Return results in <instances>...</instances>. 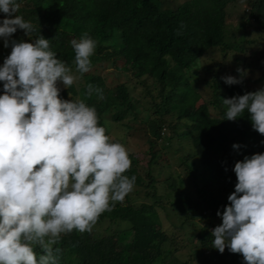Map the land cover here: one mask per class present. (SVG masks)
Segmentation results:
<instances>
[{
    "label": "trees",
    "instance_id": "16d2710c",
    "mask_svg": "<svg viewBox=\"0 0 264 264\" xmlns=\"http://www.w3.org/2000/svg\"><path fill=\"white\" fill-rule=\"evenodd\" d=\"M237 4L248 6L239 28L254 25L264 34V0H186L180 4L174 0H20L17 14L36 27L33 38L41 34L49 39L51 50L72 73L77 71L70 41L87 33L96 41L90 70L106 59L114 65L123 59L126 75L137 79L146 94L142 105L141 98L133 96L137 87L129 86L130 82L109 89L102 76L90 71L80 74V88L72 84L60 91L67 100H77L80 92L84 102L96 108L105 129L106 114L110 121L123 123L128 117L140 118L141 105L146 111L149 162L141 171L138 158L128 151L132 164L125 175L136 177L133 190L100 214L90 233L61 234L54 245L60 250L59 264H179L175 256L182 248L176 232L186 228L192 232L193 254L181 264H246L240 253L213 248L211 230L222 223L217 210L223 211L229 203L227 196L234 191L235 162L264 152V135L252 128L247 114L237 120L224 119L221 98L264 87V53L240 67L248 71L241 84L229 86L214 77L209 83L214 98L210 103L203 101L194 82V73L206 56L218 51L227 57L232 50L244 52L241 44L256 42L243 40L238 48L233 46L229 8ZM4 15L0 13V18ZM13 36L16 41L31 42L23 30ZM234 76H239L237 71ZM89 83L102 95L95 91L86 95ZM211 106L218 111L217 117L211 116ZM106 134L110 136L107 129ZM174 139L187 142L179 162L191 180L190 189L172 171L167 155L157 149L159 143L168 149ZM112 141L123 144L119 139ZM234 143L242 146L239 151L232 148ZM193 159L201 167L196 168ZM139 199L143 200L140 204L136 203ZM34 250L41 252L38 246Z\"/></svg>",
    "mask_w": 264,
    "mask_h": 264
},
{
    "label": "clouds",
    "instance_id": "9594fccd",
    "mask_svg": "<svg viewBox=\"0 0 264 264\" xmlns=\"http://www.w3.org/2000/svg\"><path fill=\"white\" fill-rule=\"evenodd\" d=\"M19 8L20 0H0V38L11 46L0 65V264H59L54 245L61 234L90 233L100 214L133 190L136 177L125 175L132 164L128 151L106 134L96 108L60 96L57 82L69 89L76 77L49 39L33 38L36 27ZM18 29L31 42L11 39ZM70 45L76 71L89 72L96 41L83 33ZM236 71L238 77L221 79L241 84L248 71ZM86 88V95H102L91 83ZM221 99L224 119L247 114L264 135V87ZM232 171L234 191L217 210L222 223L211 230L212 247L240 253L246 264H264V152L244 156Z\"/></svg>",
    "mask_w": 264,
    "mask_h": 264
},
{
    "label": "rangeland",
    "instance_id": "374dc122",
    "mask_svg": "<svg viewBox=\"0 0 264 264\" xmlns=\"http://www.w3.org/2000/svg\"><path fill=\"white\" fill-rule=\"evenodd\" d=\"M186 0H174L175 3H183ZM248 9V6L244 4H237L236 6H232L229 8L230 20H229V35H231L232 42L234 47H239L240 43L243 40L248 41H256L254 44L250 45L248 43L241 44L243 48H245L244 52L232 50L228 52L227 57H225L222 53L218 51H214L212 55L206 56L204 61L200 66L197 67V70L194 74H197L195 78V88H197L198 92L203 96V101L210 103L214 100L212 97V89L209 83L212 82L213 78H221L225 75H235V71L237 67L249 66L250 63H254L256 61L257 56L261 55V51L264 53V34L254 25H249L248 28H239V24H241L242 16L245 10ZM242 18V19H241ZM235 39H234V38ZM11 39L17 40V37L12 36ZM231 40V39H230ZM11 52V46L8 48L4 47V41L0 38V65L3 64L5 56L9 55ZM239 59V63L236 61ZM241 65V66H240ZM207 67L205 70L204 68ZM93 75L102 76L106 85L109 89L115 88L122 82H130L129 86H135V92L133 91V96L136 98H141L142 105L145 104V99L143 98L145 94V89H143L140 85H138V80L133 79L130 76L126 75V69L124 67V60L119 59L115 62V65L112 63L111 59H106L100 66H96L94 69L90 70ZM76 79L74 80V85L77 88H80L81 80L80 74L78 72L72 73ZM199 75V76H198ZM255 73H251V76H254ZM151 84V83H150ZM57 86L62 90L65 89L62 82H57ZM132 89V88H131ZM158 92V91H157ZM101 96L98 97L100 99ZM77 100H83L84 98L82 94L79 92V97ZM140 107V108H139ZM138 107V115L141 117L138 119H134L132 117H128L123 123H114L110 121L108 114L105 116V126L107 131H110V139L115 140L119 139L127 151L134 153L139 160V167L141 171L147 169V164L149 162V156L146 155V151L148 149L147 146V125L144 121V114L146 113L145 109L140 105ZM225 107V106H224ZM211 116L217 117L219 115L218 111L214 107H210ZM146 120V119H145ZM129 124L132 128L128 130L125 125ZM168 149L163 147V143H159L157 149L160 150L161 154H166L169 158V163H171L172 171L174 170L176 174H179L181 178L184 180L185 186L190 189L192 188V183L187 173L184 171V167L180 165L179 159L184 155L181 151V148H187V142L177 143V140L174 139L173 142L168 144ZM180 150V151H179ZM196 168L201 167V164L196 159H193ZM164 198V197H163ZM143 202L142 199L137 200L136 203ZM148 202V201H147ZM160 215V213H159ZM160 216L165 218L163 214ZM161 222V221H160ZM165 225L168 227L169 222L164 221ZM162 224V223H161ZM106 226L103 225L101 230H105ZM176 235L179 237L178 243L179 247L182 248L178 253H176L175 259L179 264L182 262L191 260L190 256L193 254L192 246L189 244L190 237L192 235L191 229L186 228L184 231L176 232Z\"/></svg>",
    "mask_w": 264,
    "mask_h": 264
}]
</instances>
